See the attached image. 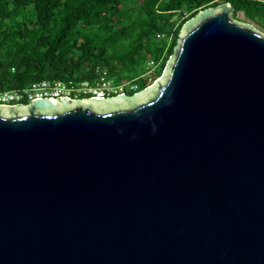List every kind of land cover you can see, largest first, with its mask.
<instances>
[{"label": "water", "instance_id": "1", "mask_svg": "<svg viewBox=\"0 0 264 264\" xmlns=\"http://www.w3.org/2000/svg\"><path fill=\"white\" fill-rule=\"evenodd\" d=\"M233 12L141 91L0 104V264H264V32Z\"/></svg>", "mask_w": 264, "mask_h": 264}, {"label": "trees", "instance_id": "2", "mask_svg": "<svg viewBox=\"0 0 264 264\" xmlns=\"http://www.w3.org/2000/svg\"><path fill=\"white\" fill-rule=\"evenodd\" d=\"M225 2L235 20L264 32V0H0V94L44 80L95 84L102 75L141 91L164 72L184 23Z\"/></svg>", "mask_w": 264, "mask_h": 264}, {"label": "built area", "instance_id": "3", "mask_svg": "<svg viewBox=\"0 0 264 264\" xmlns=\"http://www.w3.org/2000/svg\"><path fill=\"white\" fill-rule=\"evenodd\" d=\"M163 37L164 34H158V37ZM148 66L151 69H155L158 64L150 61ZM128 87L132 90H135L137 87L133 83H124V84H115L113 81L108 79L105 75H102L100 79L96 81L95 84H91L89 81H82L79 84H75L73 80L68 82L63 81H50L44 80L37 82L31 85L30 88L24 92H8L0 94V104L11 103L14 100L21 99L23 96H26L29 101L35 98L43 97H66L73 99L78 97L80 93H91V96L95 97H107L112 95H117L120 93H128Z\"/></svg>", "mask_w": 264, "mask_h": 264}, {"label": "rangeland", "instance_id": "4", "mask_svg": "<svg viewBox=\"0 0 264 264\" xmlns=\"http://www.w3.org/2000/svg\"><path fill=\"white\" fill-rule=\"evenodd\" d=\"M174 19L178 20V17H176V18H174ZM246 24H251V23H246ZM255 28H256V27H255ZM256 29H258V28H256ZM258 30H259V29H258ZM262 32H263V31H262ZM161 37H162V36H161ZM159 38H160V37H159ZM152 70H153V69H152ZM162 74H163V73H162ZM161 76H162V75H161ZM161 76H160V77H161ZM160 77H158V78H160ZM158 78H157V79H158ZM157 79H156V80H157ZM156 80H155V81H156ZM155 81H154V82H155ZM154 82H153V83H154ZM153 83H152V84H153ZM152 84H151V85H152ZM129 91H131V89L128 87L127 92H129ZM128 94H129V93H128ZM75 98H76V97H74V99H75ZM11 103H13V102H11ZM3 104H4V103H3ZM16 104H20V102L18 101V102L13 103V104L6 103V104H4V105H16Z\"/></svg>", "mask_w": 264, "mask_h": 264}, {"label": "flooded vegetation", "instance_id": "5", "mask_svg": "<svg viewBox=\"0 0 264 264\" xmlns=\"http://www.w3.org/2000/svg\"><path fill=\"white\" fill-rule=\"evenodd\" d=\"M78 97H76L75 99H77ZM74 98L73 99H71V100H75Z\"/></svg>", "mask_w": 264, "mask_h": 264}]
</instances>
